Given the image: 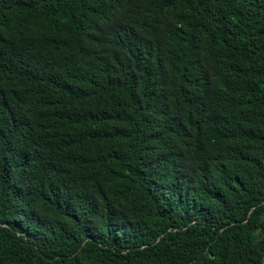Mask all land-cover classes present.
I'll return each instance as SVG.
<instances>
[{
  "label": "trees",
  "instance_id": "obj_1",
  "mask_svg": "<svg viewBox=\"0 0 264 264\" xmlns=\"http://www.w3.org/2000/svg\"><path fill=\"white\" fill-rule=\"evenodd\" d=\"M0 264H264V0H0Z\"/></svg>",
  "mask_w": 264,
  "mask_h": 264
},
{
  "label": "bare ground",
  "instance_id": "obj_2",
  "mask_svg": "<svg viewBox=\"0 0 264 264\" xmlns=\"http://www.w3.org/2000/svg\"><path fill=\"white\" fill-rule=\"evenodd\" d=\"M9 141V140H8Z\"/></svg>",
  "mask_w": 264,
  "mask_h": 264
}]
</instances>
